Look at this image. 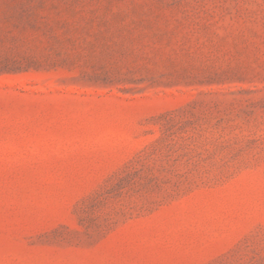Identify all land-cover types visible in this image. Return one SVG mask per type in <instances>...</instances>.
<instances>
[{
	"label": "rangeland",
	"instance_id": "1",
	"mask_svg": "<svg viewBox=\"0 0 264 264\" xmlns=\"http://www.w3.org/2000/svg\"><path fill=\"white\" fill-rule=\"evenodd\" d=\"M0 264H264V0H0Z\"/></svg>",
	"mask_w": 264,
	"mask_h": 264
}]
</instances>
